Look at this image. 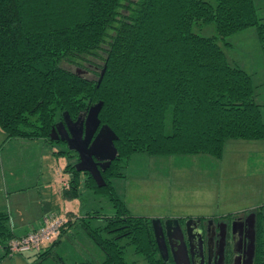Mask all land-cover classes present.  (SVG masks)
Listing matches in <instances>:
<instances>
[{"label":"trees","instance_id":"16d2710c","mask_svg":"<svg viewBox=\"0 0 264 264\" xmlns=\"http://www.w3.org/2000/svg\"><path fill=\"white\" fill-rule=\"evenodd\" d=\"M209 23L215 24V35L192 29ZM248 27L262 36L264 17L255 0H0L5 137L53 144L59 140L49 134L63 111L75 119L99 101L101 124L118 136V156L101 171L104 185L76 171L71 161L65 167L70 177L61 187V197L71 201L81 197L83 182L106 194L113 213L66 212L58 237L32 251L37 257L52 255L65 231L78 223L104 259L70 264H134L125 257L128 246L146 264H169L158 252L151 218L131 214L112 180L125 175L134 153L220 158L227 140H264L252 75L230 60L219 42L232 45L229 38ZM58 153L78 160L67 148ZM246 211L255 213L254 264H264V203ZM231 214L237 213L223 216ZM15 237L8 213L0 211V261L13 255L9 243Z\"/></svg>","mask_w":264,"mask_h":264},{"label":"rangeland","instance_id":"374dc122","mask_svg":"<svg viewBox=\"0 0 264 264\" xmlns=\"http://www.w3.org/2000/svg\"><path fill=\"white\" fill-rule=\"evenodd\" d=\"M255 3L258 14L264 17V0H255ZM192 29L204 36L216 34L214 23L194 24ZM229 40L232 43L230 46L224 45L221 40L219 42L230 60H235L251 73L256 100L261 104L264 120V31L260 36L255 27H248L233 34ZM37 140L42 143L30 150L39 152V157L41 154L43 206L40 209L44 208L43 217L53 216L65 220L67 210H72L77 216L87 211L113 213L114 209L106 194L92 192L83 182L79 184V199L64 200L60 188L62 181L70 177L65 167L67 163L75 162V158L71 160L58 153L67 148L62 141L45 145L43 140ZM241 142L227 140L222 161L205 153L169 156L134 153L124 169L125 175L113 178L114 191L127 204L131 214L151 219L203 214L218 216L245 207H256L264 203V140ZM29 148L19 146L11 151L15 149L14 155L19 156L28 154ZM203 189L210 194L209 200L196 206L201 201L197 193L201 191L200 196L204 198ZM91 222L95 224L93 220ZM26 254L30 256L13 254L10 258L8 255L0 264H27L16 261L17 258H25L29 264H63L62 261L70 264L89 257L100 263L104 259L102 250L87 238L78 223L65 231L60 243L53 248L52 255L39 258L31 255L32 251ZM125 257L128 261H135L134 264H146L141 255L134 252L133 246L126 248Z\"/></svg>","mask_w":264,"mask_h":264},{"label":"water","instance_id":"95a60500","mask_svg":"<svg viewBox=\"0 0 264 264\" xmlns=\"http://www.w3.org/2000/svg\"><path fill=\"white\" fill-rule=\"evenodd\" d=\"M106 65L101 68L97 78V84L101 82ZM78 73H84L85 70L77 68ZM102 101H99L86 110L78 113L75 119H72L67 111L62 112V119L57 121L51 128L49 138L65 142L67 149L77 154L78 160L73 163L76 171L88 172L97 186H102L105 181L101 175L110 163L118 156V151L114 141L118 136L109 125L101 124L99 112L102 108ZM251 222L247 225V230H241L238 234L239 241L247 237L249 251L247 253V264H254L255 252V219L254 213H251ZM200 221V218L188 217L186 222ZM151 225L154 238L157 244L158 252L164 262L169 259V252L174 264H190L193 245L187 235V239L181 231L179 218H166L164 222L161 218H152ZM247 231V233H246ZM186 240H188L186 242ZM201 250L204 253V246ZM234 251H239L234 248Z\"/></svg>","mask_w":264,"mask_h":264},{"label":"crops","instance_id":"0c3cea01","mask_svg":"<svg viewBox=\"0 0 264 264\" xmlns=\"http://www.w3.org/2000/svg\"><path fill=\"white\" fill-rule=\"evenodd\" d=\"M230 140L242 141L243 143H247L245 141H253V140H245V139H230ZM38 141L39 140L37 139L30 140L24 138L7 139L5 137V133L0 128V211H5L8 213L10 228L14 233V235L16 236H22L32 230L38 229L42 225L44 208L40 209V206L41 207L43 206L42 194H41L42 187L40 186L41 154L39 157V152L35 153V151L32 152L30 150L34 145L37 144L39 146L42 143ZM254 141L257 142L260 140L256 139ZM43 143L46 145L47 142L44 141ZM19 146L20 147L29 146L30 148L27 150L29 151V153L15 156L14 155L15 149L12 151L11 149L18 148ZM222 157L218 159L222 161ZM65 182H66L65 180L62 181V186ZM200 194L197 193V198L201 201H199L196 204V206L205 204L207 203L206 200H209L208 196H210V194L206 192L205 189L202 190V194L204 195V198L200 196ZM60 195H61V188H60ZM252 208L254 207L253 206L249 208L245 207V208H241L238 211H229V213H238L240 211L243 212L245 210H251ZM67 212H73V211L67 210ZM187 216L216 217L217 215L203 214V215H185L181 217H187ZM218 216H223V215H218ZM20 255H27V254L23 253ZM31 255H35V253L32 252ZM28 256H30V254L27 255V257ZM9 257L12 258V256ZM19 260L29 264L28 260L25 258L22 259L17 258L16 261Z\"/></svg>","mask_w":264,"mask_h":264},{"label":"flooded vegetation","instance_id":"af4514ba","mask_svg":"<svg viewBox=\"0 0 264 264\" xmlns=\"http://www.w3.org/2000/svg\"><path fill=\"white\" fill-rule=\"evenodd\" d=\"M251 213L254 212L246 211L205 218L198 216L195 218H200V221H189L188 223L186 220L190 216L179 217L181 231L186 239L187 235L189 236L193 245L190 264H247L249 240L244 237L239 241L238 234L251 222ZM164 220L161 219L162 222ZM201 239L204 253L201 250ZM235 247L238 253L234 251ZM170 260L172 257L169 252L167 263L172 264L173 261L171 263Z\"/></svg>","mask_w":264,"mask_h":264},{"label":"built area","instance_id":"2783aa9c","mask_svg":"<svg viewBox=\"0 0 264 264\" xmlns=\"http://www.w3.org/2000/svg\"><path fill=\"white\" fill-rule=\"evenodd\" d=\"M62 222V219L44 216L41 227L25 235L15 237L10 241V253L23 254L29 251H39L58 237Z\"/></svg>","mask_w":264,"mask_h":264}]
</instances>
